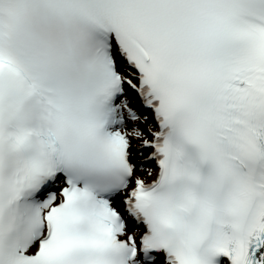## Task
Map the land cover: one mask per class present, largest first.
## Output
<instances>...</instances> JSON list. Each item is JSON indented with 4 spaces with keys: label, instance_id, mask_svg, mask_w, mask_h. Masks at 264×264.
<instances>
[{
    "label": "snow or ice",
    "instance_id": "6c2138e0",
    "mask_svg": "<svg viewBox=\"0 0 264 264\" xmlns=\"http://www.w3.org/2000/svg\"><path fill=\"white\" fill-rule=\"evenodd\" d=\"M0 264H264V0H0Z\"/></svg>",
    "mask_w": 264,
    "mask_h": 264
}]
</instances>
